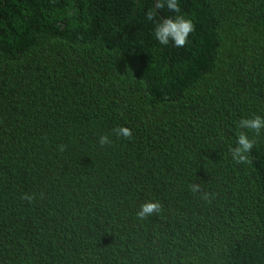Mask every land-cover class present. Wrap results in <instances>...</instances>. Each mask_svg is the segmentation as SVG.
I'll return each instance as SVG.
<instances>
[{"label":"trees","instance_id":"1","mask_svg":"<svg viewBox=\"0 0 264 264\" xmlns=\"http://www.w3.org/2000/svg\"><path fill=\"white\" fill-rule=\"evenodd\" d=\"M177 2L0 0V264H264V0Z\"/></svg>","mask_w":264,"mask_h":264},{"label":"clouds","instance_id":"2","mask_svg":"<svg viewBox=\"0 0 264 264\" xmlns=\"http://www.w3.org/2000/svg\"><path fill=\"white\" fill-rule=\"evenodd\" d=\"M167 7L169 11L179 13L180 8L177 0H155V9L157 11ZM154 13L149 11L146 13V19L153 20ZM194 31V24L190 18H186L183 15H176L175 17H161V21L157 23L155 27V37L161 45H167L170 42L174 47H184L188 42L190 33ZM238 128L248 129L253 131L256 135H259L261 129H264V117L255 115L250 118H242L238 122ZM117 136H123L130 138L132 131L126 126H120L114 129ZM99 143L101 146L110 144L111 141L107 135H101L99 137ZM255 145V139L250 138L244 131H240L237 136V142L234 147L230 149L232 158L237 163H249V154ZM63 146H61V151ZM191 190L200 192L205 200H210L213 193L203 192L198 183H192ZM23 199L31 202L34 199L33 195L25 194ZM161 204L158 201H146L140 206V210L137 212L139 219H145L160 211Z\"/></svg>","mask_w":264,"mask_h":264}]
</instances>
